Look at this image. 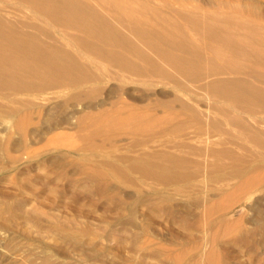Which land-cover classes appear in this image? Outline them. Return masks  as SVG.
I'll return each instance as SVG.
<instances>
[{"label": "rangeland", "instance_id": "1", "mask_svg": "<svg viewBox=\"0 0 264 264\" xmlns=\"http://www.w3.org/2000/svg\"><path fill=\"white\" fill-rule=\"evenodd\" d=\"M18 1L0 0V11L10 6L20 9L5 16L9 21L16 22L19 31L43 42L48 53L52 48L57 49V61L64 63L75 74L88 72L96 78L92 76L77 87H66L64 84L67 82L55 77V81L46 88L13 94L14 86H10L0 91V264H264V170L260 169L264 167L261 164L264 161L256 160L258 154L264 155V147L246 140L240 130L230 124L227 126L222 115L209 110L208 107L214 105L226 108L222 104L224 99L216 98L201 88L204 82L212 79L206 78V73L213 70L224 73L213 78L236 77L234 72L225 68V61L235 59L237 62L238 59L237 63L248 62L246 65H249L251 59L237 55L224 43L223 35L211 37L207 34V26L195 24L191 19L189 22L179 15L180 10H186L203 18L227 16L232 22L245 21L264 29V0H158L160 4L157 0H116V3L103 0L109 5L107 12L97 6L102 4V0H86L97 6L109 20H112L113 14L136 11L147 26L164 24L167 30H171L173 26L170 24H174L171 36L186 38L190 43L187 50L174 53L198 63V68L204 72L201 77L206 79L196 77L188 83L184 76L178 75L151 53L147 43L143 44L145 40L160 44L149 32L142 39L130 34L129 31L140 26L141 22L112 21L120 29L122 25L126 26L129 30H123V33L150 54L176 82L163 78H152L148 82L133 80L134 76L95 61L85 52L82 42L68 40L46 17L30 11ZM157 10L160 14H153ZM239 32L242 33L243 29ZM69 33L86 43L92 42L82 33ZM163 48L170 50L167 45ZM73 60L83 64L80 71L73 65ZM31 63L46 71L38 61ZM145 67L149 69V66ZM257 68L264 72V66ZM1 78L7 81L10 77ZM30 78L34 84L42 83L40 78ZM244 78L248 84L264 88L256 76L244 75ZM15 81V84H21L20 80ZM122 89L128 94L124 96L125 103H116ZM94 90L92 97L77 104L80 110L95 114L85 118L81 126L77 125L75 118L66 120V113L77 107L76 102L68 101L69 96L75 92ZM174 98L188 103L195 110L208 113L210 121L220 122L222 128L229 132L223 136L231 137L242 147L225 145L227 148L245 160L252 161L254 158L256 162L242 164L243 168L247 166L240 180L214 183L208 173L210 164H205L211 159L203 161L204 158L197 155L202 150L203 153L206 151L205 143L213 139V134L220 133L206 126L205 122L200 132L196 125L193 127V123H189L192 127L188 124L181 132H171L169 127L158 132L131 133L134 126L157 125L161 119L180 113L178 102L169 104ZM254 106H246L252 107V111L246 107L245 111L243 107V111L234 109L227 115H239L248 121V125L264 133V125L252 122L254 118H264V107ZM99 110L103 112L98 116ZM13 114L18 119H26L25 134H19L13 127L3 130ZM190 114L181 115L177 121H191ZM202 120L208 119L203 117ZM10 124L15 125V121ZM102 135L115 137L110 142H102ZM20 141H23L21 145ZM180 143L188 148L185 145L184 149L179 148ZM169 154L203 164H190L187 171L191 177L186 180L165 182L131 171L128 164L121 161L141 155L144 159L171 167L169 163L156 159V156ZM255 155L258 157L255 158ZM108 163H114L126 175L113 172V164ZM226 163V168L232 165L228 161ZM83 166L94 168V172L104 171L108 181L105 179V183L99 185L90 181L80 172ZM174 170L180 171L178 168ZM246 183L250 189H247ZM237 184L247 191L241 189L235 200L224 203L222 211L211 216L204 215L205 202H218ZM223 185L224 190L219 189ZM115 192H119L118 196ZM109 195L114 198L111 200ZM153 201H162L166 206L158 212L152 209ZM200 201V206L195 208ZM12 205L13 209L8 212L5 207ZM187 211L190 212V222L182 224L180 218ZM83 228L88 229V233ZM68 231L73 232L80 243L79 240L75 242ZM190 234L192 239L188 241L186 236ZM237 234H242L243 239L237 238ZM98 236L101 239H95Z\"/></svg>", "mask_w": 264, "mask_h": 264}, {"label": "bare ground", "instance_id": "2", "mask_svg": "<svg viewBox=\"0 0 264 264\" xmlns=\"http://www.w3.org/2000/svg\"><path fill=\"white\" fill-rule=\"evenodd\" d=\"M19 1L22 4H24V6L27 7L30 11L32 12L34 11L36 13L39 12V14L43 15V17H46L53 24V26L58 28V30L61 31L66 38H68V40H71L77 43L79 42L80 44L82 42L85 46L83 48L85 49V52L89 54L90 56H92V58L95 61L107 63L108 65L116 67L120 72H124L130 76H134L135 79L133 80H137L141 82H148L152 78H163L166 80L176 82V79H174L172 75H169L168 73L166 74L164 70L156 64V62L152 59L150 54L144 51L140 46L135 44L132 40H130L123 33V30H127V31L129 30L127 29L126 26L122 25L123 29L122 28L120 29L113 24L112 22L113 20L117 23H121V22L139 23L141 22L140 26H138L137 28H132L133 30L129 31L130 34L134 36L135 38L140 37L142 39L144 34L146 32H149V34L155 39H157L160 44L158 43L155 44L152 42L150 43L149 41H146V40L143 42V44L147 43L151 48L150 52L153 53L158 58H160L161 60H163L166 63V65L172 67L173 70L178 75L184 76L187 83L192 82L193 79H195L196 77L199 78L204 74L202 69L198 68V63L188 60L187 58L174 53V51H177V50H184V49L187 50L190 46L189 45L190 43L188 42L186 38L181 39V38H174L173 36H171L172 31L175 28L174 24H170V26H173L171 30L169 29L167 30L164 27V24L156 25V26L154 25L147 26L146 22H143V20L139 18L140 15L136 11H125L121 15L113 14L114 17L112 18V20H109L108 18H106L105 14L100 12V10L107 12L109 8V5H107V2L103 0H102V4L97 5L95 3L100 8V10H98L97 6H94L92 3L86 0H19ZM109 2L110 0L108 1V3ZM113 2L116 3L117 1L113 0ZM16 11L19 12L20 9H16L12 6L7 7V8L5 7L2 12L0 11V91L10 86H14L13 94H16L17 92L19 93L20 91H23V90L29 91L33 89L46 88L48 85H51L52 82L55 81V77L58 79H61L62 81L67 82L66 84H64V86L66 87H70V86L77 87L78 85L89 81V79H91L92 76H94L88 72L86 73L81 72L79 75L75 74L72 70L67 68V66L64 63H60L57 61L55 57V54H57L58 52L57 49L52 48V51L48 53V49L46 48L47 46L43 42L39 41L38 39H36L29 33H26L24 31H19L17 29L18 27H16L17 25L16 22L9 21L8 18L5 17L6 14L9 16L10 14L11 15L15 14ZM157 12L159 13V11L157 10L153 14H157ZM179 13H180L179 15H182L184 19L186 18L188 21L189 19H191V21L195 22V24L200 23L202 25L207 26L208 28L207 34L209 36L219 38L223 35L224 43L230 49L236 51L237 55L239 56L247 58L248 60L251 59V62L249 65H246L248 64V62H246V64L237 63L238 59H237V62L235 59H230L229 61H225V64H224L225 68H227L229 71L231 70L232 72H234V75H236V77L228 78V79L213 78L220 74H224L220 72V70L219 71L213 70L209 73H206L207 74L206 78H212V79L207 82H204L205 84L203 83L201 85V88H204L208 94L215 96L216 98L224 99L222 101V104L226 108L220 107L219 105H214V106H209L208 107L209 110L211 109L215 113L222 115L223 118L225 119L224 121H227V126L230 124V126H233V128H237L238 130H240V132L244 134L246 140L253 142L254 144H256V146L258 145L260 148L264 147V133L260 132L258 129L254 127H251V125H248L247 124L248 121L246 120L247 121L246 122L239 115H236V116L227 115L228 113H230L231 110H234V109L236 110L239 109L241 111L245 109V111H247L246 108H248V111H250L252 107L249 108L246 106H249L251 104H254L258 107H264V88L248 84L246 80H244L246 79L244 78V75L246 76L254 75L256 76L257 78L256 80H258V82L264 84V72L259 71V69L257 68V66H260V65L264 66V29H262L259 26H254V25L252 26L250 23L245 22V21L244 22L243 21L242 22H237V21L232 22V19H230V17H227V16L223 18H219L216 16L203 18V17L198 16L197 14H194L192 11L180 10ZM231 24H232V27L230 28H233L235 32L231 31V29L228 27V26H231ZM242 29H243V32L240 33L239 31ZM69 31H74L76 33H82L84 36L91 38L92 42L86 43L82 39H79V37H77L76 35L70 34ZM165 45H167L170 50L164 49L163 46ZM106 47L110 49H106ZM116 49H122L124 52H118ZM131 58H134L135 60L139 61L141 64L137 61L132 60ZM34 60L42 64V66L46 69V71H43L38 66L31 63V61H34ZM248 60H245V61H248ZM72 63L74 66H77L78 68L77 70L80 71L83 64L80 62H75L74 60ZM146 65L149 66V69L145 67ZM48 69L51 72L50 75H48ZM1 76H9L10 78L6 79L7 81H5L3 80V78H1ZM21 76H23L24 78L23 79L19 78ZM30 76L40 78L42 83L34 84ZM94 77L96 78V76ZM201 78L203 80H206L203 77ZM121 79H123V77ZM15 80H17L18 82L20 80L21 84L20 85L15 84L14 83ZM124 80L126 79L124 78ZM152 82L154 81H151V83ZM94 93H95V90L94 92L90 91L86 93L75 92L69 96L68 101L69 102L74 101L77 104L82 99H87V98L92 97ZM125 95L127 96L128 94L124 89H122L118 97L116 98V103H125V97H124ZM176 102H178V107L181 110L180 113L175 114L174 116L169 117V118L161 119V121L157 125H151V126L148 125L145 127L134 126L132 130H130L131 133H148L151 131L158 132L160 130H166L169 127L172 130L171 132H181L183 131V129L186 130L187 128L186 126L189 123H193L192 126L196 125L198 127L197 128L198 132H200L203 129L202 123L205 122L204 124L205 125L207 124L206 126H209L213 130L215 129V132L218 130L217 132H220L221 134L220 133L213 134V137H212L213 139L205 143L207 147L205 149L206 151L204 150L205 152L203 153L202 152L203 150L202 151L200 150L201 152H198L197 155L199 157L200 156L203 157L204 158V159L202 158L203 161L208 158L211 159L210 163H205V164H210L209 165L210 169L208 173H210V175L214 179V183L216 181L217 182L216 184L218 183L223 184L231 180L233 181L234 179L240 180L243 177L245 168L247 166L245 165V167L243 168L242 164L243 163L251 164L252 162H256V161H253L254 158L252 161L245 160L243 156H241L240 154L239 155L236 154L229 147L227 148L225 145H231V146L233 145V146H236L237 148H242V147H240L238 143L235 142L231 137L230 138L226 136L224 137L223 135H228L229 132L225 131L224 127L222 128L223 125L221 126L220 122L215 121V120L210 121L209 120L210 116L208 113L200 111V110H195L188 103L178 100L177 98H174L173 100H171L169 104L173 105ZM84 108L86 109L88 107L84 106ZM254 110L255 109H253V111ZM261 110L262 109H260V112ZM102 112H103L102 110L101 111L99 110L97 112L98 116L101 115ZM188 113H191L189 115V119H191V121L189 122L177 121L181 115H186ZM94 114H95L94 112L86 113L84 109L80 110L77 104L76 108H72L66 113L65 118L66 120H71L75 118L77 120V125L81 126L85 118H88L89 116L91 117ZM104 114H107V112H105ZM255 115H253V117ZM203 117H205L208 120L203 121L202 120ZM182 119H183V116H182ZM252 120H253L252 122L256 123V125L258 124V126H260V124L264 125V118L262 117L261 119L254 118ZM12 121H15V125L10 124V122ZM25 121H26L25 118L18 119L16 114H13L10 117V120L8 123L9 125L7 124L4 127L1 125V127H3V130L5 131L13 127L14 129L17 130L19 134L23 135L25 134V129H26ZM93 123H97V122L93 121ZM190 125L191 124H189L188 126L192 127ZM224 125H225V122H224ZM220 128L222 131H220ZM114 137L115 135H102L101 139H102V142H110L112 139H114ZM21 142L23 141L19 142L20 145H21ZM180 144L181 146L179 148L184 149L185 144L184 143H180ZM213 147L216 149L218 147L219 149L214 150ZM186 148L188 147L186 146ZM191 150H194V149H191ZM258 155H259V158H258L259 160L258 159L256 160L259 162L264 161V155L262 154L261 155L258 154ZM258 155L257 156L255 155V158H257ZM140 156L138 155V157L137 156L127 157L121 161L125 164H128V167L129 169H131V171L134 170V171L141 173L142 176L144 177L146 176L147 178L149 177V178H153V179H157V180H161L165 182L186 180L191 177V174L187 171L190 164H196V166L198 164H200L199 166L203 164V162L199 163V162H196V160L195 161L188 160L186 158L177 157L172 154H169V156H163V157L156 156V159L158 161L169 163L171 167H168L164 165H159V163L152 162ZM153 159L154 158L152 157V160ZM225 160L230 162L228 163L229 165L230 164L232 165L226 168L227 163ZM108 164H113L111 165L113 172L115 170V173L117 171L120 174L122 173V175H126L125 173H123L124 170H121L122 171L121 172L119 170L120 167H118L117 169L116 168L117 166L115 165L116 166L115 167L114 163H108ZM261 164H264V163L261 162ZM174 168H178L180 169V171H176L174 170ZM207 169H206V172L208 171ZM260 169L264 170V167H260ZM80 172L85 174V176L89 178L90 181L95 182L98 185L102 184L105 181V179L106 181H108L107 174L104 171L99 170V171L94 172V168L89 167V166H83ZM108 185L110 184H107V186ZM249 186L250 185H247V187ZM222 187H225V185L220 186L219 189H223ZM241 189L243 191L246 190V189H243V187L241 188L240 184H237L236 186H234L230 194H228L225 198L219 200L218 202H214L211 204L209 203L207 204L205 202L204 203L205 205L203 206L204 215L211 216L214 213L222 211L224 209L223 208L224 203L226 202L228 203V202L235 200L240 195L242 191ZM247 189H250V187ZM112 193H110V195H112ZM115 193H116V196H118L117 193L119 192H115ZM105 194H107V192ZM110 195L108 198H110ZM112 196L110 198L111 200L114 198V197L112 198ZM102 197L104 198L105 196H102ZM117 200L119 201L118 198ZM122 201L123 199H121L120 202ZM153 202H152V209L158 210V212L164 209L166 206V204L165 205L162 204L163 203L162 201H156L154 203ZM201 202L202 201L198 203L195 202L196 204L193 203L195 204L194 207L198 208ZM115 203L116 205H118L117 201ZM123 204L125 203L123 202ZM107 205H110V204L107 203ZM5 208L9 212L13 209V205L12 207L7 206ZM4 209H2L1 211L3 212ZM169 209L167 210L169 211ZM115 210H116V207H115ZM189 213L190 212L188 211L185 212L183 217L180 218L182 224H188L190 222V221L188 222ZM83 229H85L86 233H88V229L86 228H83ZM67 233L68 235H70V237H72V239L75 242L79 240L77 237H74L73 232L68 231ZM186 238L189 241L192 239V235L190 234L186 236ZM237 238L243 239V235L237 234ZM95 239H101V237L98 236V237H95ZM79 243H80V240H79Z\"/></svg>", "mask_w": 264, "mask_h": 264}]
</instances>
